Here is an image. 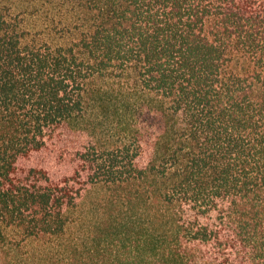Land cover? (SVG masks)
<instances>
[{"label":"trees","instance_id":"obj_1","mask_svg":"<svg viewBox=\"0 0 264 264\" xmlns=\"http://www.w3.org/2000/svg\"><path fill=\"white\" fill-rule=\"evenodd\" d=\"M0 264H264V0H0Z\"/></svg>","mask_w":264,"mask_h":264},{"label":"rangeland","instance_id":"obj_2","mask_svg":"<svg viewBox=\"0 0 264 264\" xmlns=\"http://www.w3.org/2000/svg\"><path fill=\"white\" fill-rule=\"evenodd\" d=\"M97 196H99L98 195V192L97 191H92L89 195H88V197H87V206L89 207V204H90V202H91V200L92 199H94V198H96Z\"/></svg>","mask_w":264,"mask_h":264}]
</instances>
